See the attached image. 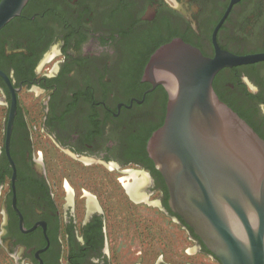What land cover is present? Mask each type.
<instances>
[{
    "label": "flooded vegetation",
    "instance_id": "af4514ba",
    "mask_svg": "<svg viewBox=\"0 0 264 264\" xmlns=\"http://www.w3.org/2000/svg\"><path fill=\"white\" fill-rule=\"evenodd\" d=\"M168 38L210 58L264 55V0H28L0 29L7 261L201 264L181 262L183 230L193 254L215 259L168 207L147 154L167 93L142 80L145 66L137 91L123 76ZM212 85L264 140V60L222 68Z\"/></svg>",
    "mask_w": 264,
    "mask_h": 264
},
{
    "label": "water",
    "instance_id": "95a60500",
    "mask_svg": "<svg viewBox=\"0 0 264 264\" xmlns=\"http://www.w3.org/2000/svg\"><path fill=\"white\" fill-rule=\"evenodd\" d=\"M27 1L0 0V29ZM260 60L220 50L210 58L175 39L155 50L142 76L167 93L146 150L168 207L220 264H264V140L212 85L222 68Z\"/></svg>",
    "mask_w": 264,
    "mask_h": 264
},
{
    "label": "trees",
    "instance_id": "16d2710c",
    "mask_svg": "<svg viewBox=\"0 0 264 264\" xmlns=\"http://www.w3.org/2000/svg\"><path fill=\"white\" fill-rule=\"evenodd\" d=\"M151 40H152V38H150ZM170 41V38H168V39H160V40H158V41H153L152 42V44H151V46L150 47H148V49H147V51H148V53L146 54V55H144V56H142L141 57V60L139 61V63L137 64L138 66L134 69V70H132V72L133 73H136V75L135 76H133L132 74H130L129 72H126V73H124L123 74V76H125V77H131L130 79H127L128 81H129V83L131 84V88H132V90H134V91H137L136 89H138V87L140 86V80H139V78L141 77V72H142V70H143V68H144V66H145V64H146V62L148 61V58L150 57V55L157 49V48H159L161 45H164V44H166V43H168ZM142 42H144L143 41V39L141 40H139V44L140 43H142ZM137 43V42H136ZM131 52H130V51ZM129 52H130V54L131 55H135L133 52L134 51H136L137 50V45L136 44H132L131 45V47L129 48ZM127 60L128 59H126V61H125V63H124V65H125V67H126V63H127ZM123 82H125V80H123ZM127 84V83H126ZM165 103H163V105H162V108L163 109H165ZM162 124V122L159 124V125H161ZM218 262V261H217ZM220 264V263H219Z\"/></svg>",
    "mask_w": 264,
    "mask_h": 264
},
{
    "label": "rangeland",
    "instance_id": "374dc122",
    "mask_svg": "<svg viewBox=\"0 0 264 264\" xmlns=\"http://www.w3.org/2000/svg\"><path fill=\"white\" fill-rule=\"evenodd\" d=\"M54 61L51 63H48L49 65H52ZM60 160H62L59 157ZM193 249V245L190 243L186 236L185 230L182 231V245H181V262H190L191 260H195L197 263L201 264H219L215 259H211L210 257H207L206 255H203L201 253H197V255L193 254L191 251ZM0 264H12L11 261H7L5 259L3 253L0 251Z\"/></svg>",
    "mask_w": 264,
    "mask_h": 264
}]
</instances>
